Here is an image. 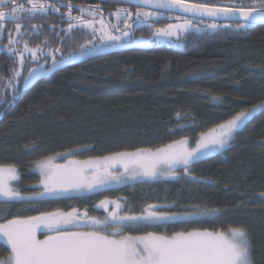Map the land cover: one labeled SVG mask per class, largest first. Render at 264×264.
I'll list each match as a JSON object with an SVG mask.
<instances>
[{
	"label": "trees",
	"instance_id": "1",
	"mask_svg": "<svg viewBox=\"0 0 264 264\" xmlns=\"http://www.w3.org/2000/svg\"><path fill=\"white\" fill-rule=\"evenodd\" d=\"M52 2L60 7V12L50 11L47 25H38L39 35L25 33L20 45L27 40L32 48L40 45L48 51L60 47L64 54L75 55L81 44L92 40V34L76 28L64 36L69 3L74 6L73 16H80V7L98 6L107 21L117 19L105 13L116 11L111 10L115 5L110 6L108 0ZM212 2L248 5L251 0ZM125 8L136 11L132 6ZM175 21L166 16L151 28L137 29L138 38L148 37ZM208 23L220 27L214 32L186 33L181 48L153 45L150 50L131 49L99 56L52 73L24 89L7 108L0 105V165L12 164L20 175L18 181L11 182L12 186L25 185L24 178L26 186L39 183V176L31 171L36 160L72 149L79 150L74 158L86 160L137 148L154 150L183 137H189L191 142V138L238 112L264 102V26L237 30V24L224 22L202 21L200 25ZM229 24L230 27H224ZM24 27L23 30L32 29ZM7 29L0 36L1 43H8ZM56 33L64 36L63 41ZM45 39L47 44L43 43ZM11 67L6 51L0 50V70L5 79ZM213 97H219V101ZM177 113L191 116L192 119L181 123L188 125L193 120L194 126L169 133L177 128ZM21 192L29 194L34 190ZM262 192L264 112H259L236 132L221 154L194 163L190 175L186 176L181 169L176 179L161 177L74 199L0 202V223L14 217L74 208L93 211L102 218L106 215L104 208L97 207L101 201H117L121 214L132 215L142 214L155 205L161 210L202 214L168 223L166 227L133 230L130 234L226 231L243 225L251 239L255 264H264ZM122 205H129L131 211ZM107 207L111 210L114 206L109 203ZM207 209L221 211L208 214ZM7 256L8 250L0 247V259Z\"/></svg>",
	"mask_w": 264,
	"mask_h": 264
},
{
	"label": "snow or ice",
	"instance_id": "2",
	"mask_svg": "<svg viewBox=\"0 0 264 264\" xmlns=\"http://www.w3.org/2000/svg\"><path fill=\"white\" fill-rule=\"evenodd\" d=\"M136 7L135 13L128 8H118L117 19H123L125 31L114 35L104 22L103 12L98 7L88 9L92 19L73 16V5L67 4L68 28L64 36L70 35L77 27L90 29L92 40L79 46L75 55L64 54L60 47L47 52L37 45L35 48L24 41L23 50L16 45L25 33L38 36L39 26L33 24L31 31L23 30L25 19L46 17L49 12H60V7L52 0H0V36L8 23L15 24V35L8 31V44L3 45L7 58L12 62L10 74L5 79L0 70V105L7 108L17 96L27 89L37 78L54 71L58 65L68 64L77 57H85L102 47H112L129 37L131 29L149 28L165 12L170 13L177 23H168L154 32L157 37L175 36L177 40L190 30L201 31V18L236 20L237 30L250 29L264 25V0H251L248 5L213 3L212 0H128ZM26 4L28 5L26 7ZM97 15L101 18L96 19ZM133 15L135 20L132 19ZM99 24L96 28L94 25ZM231 25H224L230 27ZM120 31L118 25L113 26ZM217 23H208L207 29L216 31ZM97 34L100 44L93 43ZM56 35L63 41L64 36ZM47 44V39L44 40ZM30 53V59L27 54ZM50 58V63H49ZM41 61H43L41 63ZM27 68L25 69V66ZM26 71V74H25ZM219 101V97H213ZM257 112H264V102L240 111L231 119L220 123L209 132L202 133L192 147L189 137L173 140L172 143L154 150L137 148L135 151H117L109 155L92 157L86 160L74 158L78 149L57 153L34 161V171L39 172V184L33 186L34 194L25 196L12 181L20 175L12 165H0V201L36 202L45 198H58L72 193L94 192L111 183L120 184L126 180L158 178L176 179L179 170L190 175V168L210 152L225 150L234 133L246 126ZM178 119H186L177 113ZM177 127H182L177 125ZM88 147V146H85ZM63 158V163L56 162ZM195 179V177H193ZM264 197V192L260 193ZM114 207L109 210L107 205ZM106 215L103 219L79 213L77 209L69 212H47L27 218H13L0 223V247L8 250V256L0 259V264H255L252 244L245 226L231 227L227 231L194 229L177 231L171 235L146 231L141 235L129 234L133 230L166 227L168 222L185 221L193 215L202 213H177L161 210L150 205L140 215L121 214V204L117 201H101ZM220 209H207L208 214L219 213ZM44 230V239L37 238V231Z\"/></svg>",
	"mask_w": 264,
	"mask_h": 264
},
{
	"label": "rangeland",
	"instance_id": "3",
	"mask_svg": "<svg viewBox=\"0 0 264 264\" xmlns=\"http://www.w3.org/2000/svg\"><path fill=\"white\" fill-rule=\"evenodd\" d=\"M90 8H96L95 6L94 7H85V8H83L85 11H84V14H83V17L84 18H89V19H92V16L90 15V13L88 12V9H90ZM99 8V7H98ZM81 7L79 8V13H80V16H81ZM135 13V12H134ZM78 17V16H77ZM101 17L99 16V15H97V17H96V19L97 20H99ZM108 18H110V17H108ZM107 18V19H108ZM133 18H134V20H135V16L133 15ZM163 18V17H162ZM103 19H104V22L108 25V30L112 33V34H114V35H121V32H123V31H125V29H124V23H123V19H126V18H121L122 20H118V19H113V21L111 22V21H107L106 20V18H105V16L103 15ZM178 21L176 20L175 22H171V23H177ZM114 25H118V27H119V29H120V31H117L113 26ZM96 28H99L100 27V25L97 23V24H95L94 25ZM167 26V24L165 25V27ZM143 27H146V25H144V26H141L140 28H143ZM196 27H199L200 29H202L201 31H199V33H205V32H208V31H210V30H208L207 29V24H203V25H196ZM77 28H79V27H77ZM140 28H135V29H140ZM164 28V27H163ZM81 29H84V28H81ZM84 30H86V31H88L90 34H92V32H91V30L90 29H84ZM189 33V32H188ZM186 34V33H185ZM185 34H183L182 36H181V38L179 39V40H177L176 39V37L175 36H172V37H165V36H160V37H157V36H155L154 35V32L153 33H151L148 37H144V38H142V37H140V39L139 38H137V39H139V40H143V41H146V42H148V43H150L151 45H155V46H168V47H173V48H181L182 47V41H181V39H182V37L185 35ZM93 35V34H92ZM130 39H131V35L129 36V37H123L122 38V41H121V43L120 44H118V45H122V44H124V43H127L128 41H130ZM93 43H96V44H100L101 43V41H100V37H99V34H97V36H96V39L93 41ZM8 43H1L0 42V46H3V45H7ZM118 45H115V46H118ZM16 47L20 50V51H22L23 50V47H24V45H20V44H17L16 45ZM112 47H114V46H112ZM105 48H109V47H102L101 49H105ZM0 50H4L3 49V47H0ZM5 51V50H4ZM45 52H47V51H45ZM27 56L29 57V59H30V53L29 54H27ZM259 104H261V103H259ZM256 105H258V104H256ZM253 107V106H252ZM252 107H250V108H252ZM249 108V109H250ZM257 113H259V112H257ZM256 113V114H257ZM185 116V115H184ZM183 115L181 116V117H184ZM186 119H184V118H180V119H178V117L176 116L175 117V121H177L178 122V124L179 125H181L182 127H177V128H175V129H171L170 130V132L169 133H173L174 131H177V130H182V129H186V128H188V127H193L194 126V124H193V120L190 122V123H188V125H185V124H182L181 122L183 121V120H190V119H192V117L191 116H189V115H186ZM233 117V116H232ZM231 117V118H232ZM230 118V119H231ZM226 122V121H225ZM217 127V126H216ZM215 128V127H214ZM211 130V129H210ZM210 130H208V131H205V132H203V133H206V132H209ZM202 134V133H201ZM201 134H199L198 136H196V137H193V138H191V142H190V144H191V146L192 147H195L196 146V141L200 138V135ZM235 134L236 133H234V136H235ZM233 140V139H232ZM231 140V141H232ZM231 141H230V143H231ZM230 143H229V145H230ZM228 148V147H227ZM226 148V149H227ZM225 149V150H226ZM224 151V150H223ZM223 151H218V152H210L206 157H204L203 159H206V158H208V157H211V156H213V155H217V154H221ZM55 156V155H54ZM76 159V158H75ZM202 159V160H203ZM201 161V160H200ZM56 162H58V163H63L64 162V160H63V158H58V160L56 161ZM197 162H199V161H197ZM33 168H34V166H33ZM33 168L31 169V171H32V173H34V174H36V175H38L39 176V172L38 171H34L33 170ZM146 181V179H140V178H138V179H136V180H126L125 182H123V183H120V184H116V183H111V184H109V185H107V186H105V187H103V188H100V189H98V190H96V191H94V192H83V193H72V194H70V195H68V196H62V197H58V198H45V199H42V200H39V201H46V200H62V199H74V198H81V197H86V196H91V195H94V194H96V193H99V192H102V191H104V190H107V189H118V188H126V187H128V186H130V185H134V184H137V183H140V182H145ZM23 182H24V184L25 185H23L22 183L20 184V185H16V188L19 190V191H22V189L23 190H27V189H29V190H34L33 189V186H35V185H29V186H26L27 185V183L25 182V178L23 179ZM39 184V183H38ZM38 184H36V185H38ZM23 195H25V196H30V195H33L34 194V192L33 193H26V192H21ZM0 202H3V201H0ZM14 202H16V201H14ZM36 202H38V201H36ZM11 203H13V202H11ZM123 207H125L126 209H128V210H130L131 211V208H130V206L129 205H122ZM71 208H73V207H71ZM60 212H69V211H71V210H63V209H60L59 210ZM134 211V210H133ZM54 212H56V211H54ZM78 212L79 213H84V212H87V214H88V216H90V217H96V218H98L95 214H94V212L92 211V212H90V211H87L86 209H81V210H78ZM133 215H138V214H133ZM140 215V214H139ZM14 218H16V217H14ZM19 218H25V217H19ZM11 219H13V218H11ZM98 219H103V217L101 218H98ZM7 221H5V222H2V223H6ZM177 222H180V221H177ZM168 223H174V222H168ZM227 231V230H226ZM145 232H142V233H140V234H132V235H141V234H144ZM130 234V233H129ZM45 235H46V233H45V231L44 230H39V231H37V238L38 239H44L45 238Z\"/></svg>",
	"mask_w": 264,
	"mask_h": 264
},
{
	"label": "water",
	"instance_id": "4",
	"mask_svg": "<svg viewBox=\"0 0 264 264\" xmlns=\"http://www.w3.org/2000/svg\"><path fill=\"white\" fill-rule=\"evenodd\" d=\"M112 1L119 2L121 4H124V5H127V6H132V7L136 8L134 5H131L130 3H128V0H112ZM165 14L170 15V13H168V12H165ZM201 20L202 21H206V22H224V23H231V24H237V22H240L238 17L236 18V20H229V19H224V18L213 19V18H209V17L201 18ZM261 26H264V25H261ZM132 30L133 29L129 30L130 33H132ZM189 33L196 34L197 31H195L193 29V30H190ZM139 39H134V36L132 34L130 42L124 43L122 45L114 46V47L100 49V50H98L96 52H93L89 56L77 57L76 59L72 60L68 64L58 65L57 68L54 71L48 73L45 76L39 77L35 81H33V83L27 89L33 87L34 84H36L40 80L48 77L49 75H51L52 73H54V72H56L58 70H62V69H65V68L76 66L78 64H81V63L86 62V61H88L90 59H93V58H97L99 56L112 54V53H117V52H120V51H127V50H131V49H134V50L135 49L136 50H150L152 48L153 45H151L150 43H148L146 41L139 40Z\"/></svg>",
	"mask_w": 264,
	"mask_h": 264
},
{
	"label": "flooded vegetation",
	"instance_id": "5",
	"mask_svg": "<svg viewBox=\"0 0 264 264\" xmlns=\"http://www.w3.org/2000/svg\"><path fill=\"white\" fill-rule=\"evenodd\" d=\"M108 1H109L108 4H110V6L111 5H115V6H112V9L111 10H117L118 8H122V7H124V8L125 7H130V6L121 4L119 2H113L112 0H108ZM25 3H26V0H25ZM27 6L28 5L26 4V7ZM95 7H98V6H95ZM134 9H136V8H134ZM115 12H108V10L105 11V13H107V14H111V13H115ZM166 16H169V15H167V14L164 13L163 18H165ZM78 17H80V16L78 15ZM64 21H67L68 22V20H64ZM47 22H48V16L43 17V18H34V19H31V20L25 19L23 21L22 28L25 26L24 28L31 29L33 24H35V25H39V24L40 25H47ZM6 28H9L11 30H15V24L8 23L7 26H6ZM67 28H68V26H67ZM132 34L134 36V39H137L138 38L137 29L134 28L132 30V33H130V35H132ZM128 42H130V41H128Z\"/></svg>",
	"mask_w": 264,
	"mask_h": 264
},
{
	"label": "crops",
	"instance_id": "6",
	"mask_svg": "<svg viewBox=\"0 0 264 264\" xmlns=\"http://www.w3.org/2000/svg\"><path fill=\"white\" fill-rule=\"evenodd\" d=\"M36 216H38V215H36Z\"/></svg>",
	"mask_w": 264,
	"mask_h": 264
}]
</instances>
